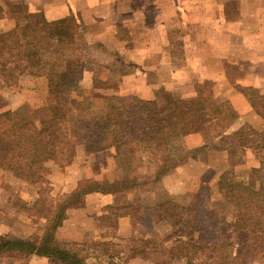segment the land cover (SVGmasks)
Wrapping results in <instances>:
<instances>
[{
    "label": "trees",
    "instance_id": "trees-1",
    "mask_svg": "<svg viewBox=\"0 0 264 264\" xmlns=\"http://www.w3.org/2000/svg\"><path fill=\"white\" fill-rule=\"evenodd\" d=\"M14 17L15 28L0 34V90L27 79L35 82L38 97L48 105L51 117L16 123L11 111H4L7 99L0 93V170L15 173L43 194L42 187L49 184V164L72 165L79 147L87 154H98L139 143L147 152L162 151L159 159L157 156L155 181L174 176L178 168L203 151L227 152L230 163L213 186L194 194L180 220L162 203L131 201L125 207H108L107 218L114 227L102 235L116 240L62 241L57 237L58 230L70 209L82 205L88 195L132 193L147 184L137 176L118 179L111 175L106 181L84 179L55 200L41 234L19 240L0 237V264L7 258L25 264L23 261L34 256L47 259L48 264H99L109 254L126 251L158 264L157 257L166 256L167 243H152L149 239L153 233L158 236L154 228L162 221L174 229L189 221L192 234L180 240L191 243L197 255H205L209 261L244 264L239 251L241 234L259 235L264 251V179L256 190L232 178L235 167L245 162L248 152L263 166L264 120L254 124L232 106H220L212 96L177 99L166 88H161L163 106L152 97L134 93L127 102L110 105L105 114L95 115L92 112L96 105H85L77 97L86 68L103 66L123 78L132 74L131 65L121 55L105 54L109 51L101 42L90 39L79 15L53 22L36 21L27 14ZM260 115L264 119V114ZM210 124L217 132L209 144L189 148L178 157L167 150L171 142L186 141ZM215 194L223 203L220 207L212 205ZM121 216L130 217L134 227L147 232L150 238H118L116 228Z\"/></svg>",
    "mask_w": 264,
    "mask_h": 264
},
{
    "label": "crops",
    "instance_id": "crops-1",
    "mask_svg": "<svg viewBox=\"0 0 264 264\" xmlns=\"http://www.w3.org/2000/svg\"><path fill=\"white\" fill-rule=\"evenodd\" d=\"M21 13L46 22L79 15L90 39L107 48L109 52L105 51V54L125 58L138 56L131 61L132 72L136 75L129 76L130 80L126 77L124 81H140L137 76L141 73L145 80L142 87L178 91L197 88L195 83L189 82L193 79H188L193 75L199 83H211L215 96L224 98L240 116L254 124L264 120L256 111L259 109L256 101L248 93L253 91L264 99V0H0V34L13 30L16 26L14 14ZM174 29L178 30L179 39L184 43L181 67L176 66L177 57L172 51ZM93 71L86 68L84 79ZM29 82L33 81L25 80L23 88L15 93L0 90L8 104L4 111L15 110L24 104L36 107L42 103H36L37 96L34 98L32 89L25 87ZM126 85L121 84L122 88ZM189 139L195 142L190 148L205 144L203 133ZM116 155L113 149L84 156L78 153L68 167L50 164L48 180L52 196L57 199L59 195L67 194L72 186L84 179L106 181L108 168ZM229 163L227 152L202 153L178 168L174 176L163 178L162 189L168 196L186 200L204 185H214ZM260 171L262 174L256 175ZM234 174L236 181L254 189H259L261 179H264V169L251 152L247 153L242 165L235 167ZM4 195L0 188V201L8 198ZM131 201V193L88 195L82 205L70 209L68 218L57 232L58 239L76 243L116 240L103 237L100 220L109 215L108 207H125ZM116 233L118 238H128L136 236L138 228L134 227L130 217L121 216ZM252 238L255 237L243 236L241 246L251 243L246 240ZM32 262L49 263L37 256L32 257ZM98 262L154 264L128 251L109 254Z\"/></svg>",
    "mask_w": 264,
    "mask_h": 264
},
{
    "label": "rangeland",
    "instance_id": "rangeland-1",
    "mask_svg": "<svg viewBox=\"0 0 264 264\" xmlns=\"http://www.w3.org/2000/svg\"><path fill=\"white\" fill-rule=\"evenodd\" d=\"M22 14V13H21ZM18 15V14H17ZM20 15V14H19ZM172 51L176 54V66L181 67L184 62V43L179 39V32L177 29L172 30ZM135 52V51H131ZM125 58V57H124ZM126 61L131 65V70H134L133 63L131 61L138 59V56L127 57ZM94 69L92 75L85 76V79L82 78L80 85L78 86V99L82 101L85 105H89L93 102L96 107L93 108V114L102 115L107 112L110 105L113 104H122L127 102L131 95L134 93H142L143 97L149 98L152 97L158 103L163 106L165 104L164 97L162 95L163 90L154 89L151 87H142L144 84V79L140 77V81H124L126 77H129L133 74L120 77L112 74L108 69L103 66H91L88 67ZM85 75V74H84ZM134 75V76H135ZM178 75V74H176ZM190 76V75H189ZM90 77V80L88 79ZM145 78V77H144ZM131 77H129V80ZM188 79H193L190 82L195 83L197 88L189 89H177L173 90L172 88L165 89L168 92L172 93L177 99H196L204 96H212L218 100L220 106L225 105L226 107L230 106L225 102L224 98L216 97L212 85L209 82L199 83L193 75L188 77ZM125 82V83H124ZM197 82V83H196ZM24 81L20 82L19 85L8 88L6 92L15 93L19 89L23 88ZM121 84H127L125 87ZM137 86L136 87L134 86ZM193 85V84H192ZM27 89H32L33 97H36V103L41 101L36 92V84L29 82L25 84ZM139 88V89H138ZM252 99L256 101L255 104L259 109L257 111L260 114H264V99L257 95L253 91H248ZM34 97V98H35ZM33 98V99H34ZM42 102V101H41ZM8 105V104H7ZM4 107V110H6ZM225 107V108H226ZM8 111V110H7ZM11 111L14 121L16 123H23L29 120L35 119L36 121L47 120L51 117V112L48 105L44 102L37 105L36 107H31L30 105L24 104L21 107ZM259 114V113H258ZM217 129L214 124H210L205 127V129L197 134H204V143L209 144L216 136ZM187 141H182L178 139L169 144L167 150L175 156H181L194 145L195 142L193 139H186ZM204 144V145H205ZM116 151L117 155L114 157L113 162L108 168V177L113 175L115 178L123 179L129 178L131 176H137L143 182L147 183L145 186H139L134 192H132V201L141 202L142 204H157L162 203L169 209V212L175 215V218L180 220L183 218L185 213V208L187 203L193 198L194 194L190 195L186 200H180V197L168 196V194L162 189V182L155 181V174L157 169V161L161 153L156 152H147L144 147L139 143H133L127 146H124L121 149H113ZM203 151L202 153L205 154ZM81 154L84 156L86 154L83 147L78 148L77 155ZM200 153V154H202ZM199 154V155H200ZM198 155V156H199ZM158 156V159H157ZM77 157V156H76ZM93 162V161H92ZM232 162V161H231ZM56 164L62 168H65L57 163ZM50 165V164H49ZM229 165V164H228ZM264 169V164L262 166ZM51 170V169H50ZM51 173V172H50ZM262 174V171L256 173V175ZM260 176V175H259ZM49 177V176H48ZM236 180L235 174L232 176ZM263 180V179H261ZM161 182V183H160ZM240 182V181H238ZM0 188L4 190L5 197L8 198L4 201H0V237H5L12 240L19 239H28L36 237L44 229L45 217L49 215L52 206L55 204L56 198L52 196L51 186H43V194H38L39 189L37 187L29 185L25 180L21 179L15 173L6 172L0 170ZM208 186V185H207ZM204 185L202 188L207 187ZM213 186V185H212ZM248 186V185H247ZM261 186V182H260ZM259 186V188H260ZM253 188L252 186H249ZM257 190V189H256ZM200 192V190L198 191ZM197 192V193H198ZM66 195V194H64ZM63 195H59L62 197ZM152 197H154L152 199ZM216 200L212 203L214 206H222L223 203L220 201V197L215 194L212 197V200ZM219 206V207H220ZM99 227L106 233L108 228H113V221L110 218H103L100 220ZM193 226L187 221L184 222L180 227L174 229L172 225L166 221L159 222L155 225L154 232L158 233L156 236L153 233V238L149 239L152 243H161L165 241L168 246L166 256L164 258L157 257L156 263L158 264H220L219 259H214L209 261L205 255H197L195 246L191 243H187L183 240H180L182 236H190L192 234ZM143 235V236H142ZM141 238H150L148 233L145 231L140 232L138 229V234L136 235ZM240 236H250L255 237L250 240H246L249 243L245 246H240L239 251L244 256V264H264V251L262 250L261 238L259 235L254 234H241ZM257 237V238H256ZM77 240H82L81 237H76ZM144 240V239H143ZM180 240V241H179ZM240 239L239 243H242ZM84 243V242H82ZM240 245V244H239ZM25 264H34L31 260L23 261ZM96 262V261H94ZM160 262V263H159ZM93 264L92 262H90ZM99 263V262H98ZM2 264H23L22 261L7 258L4 259ZM97 264V263H96ZM100 264V263H99ZM121 264V263H119Z\"/></svg>",
    "mask_w": 264,
    "mask_h": 264
}]
</instances>
